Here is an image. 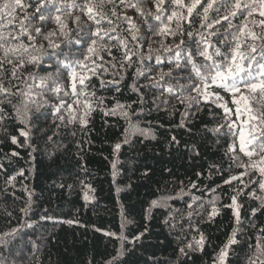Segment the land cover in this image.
I'll list each match as a JSON object with an SVG mask.
<instances>
[{
	"label": "snow or ice",
	"instance_id": "6c2138e0",
	"mask_svg": "<svg viewBox=\"0 0 264 264\" xmlns=\"http://www.w3.org/2000/svg\"><path fill=\"white\" fill-rule=\"evenodd\" d=\"M162 54H168L164 56L168 71L154 72ZM153 60L155 65L149 64ZM126 80L131 83L125 85ZM172 80L177 84L170 83ZM180 80L186 83L180 84ZM97 82L101 89L114 94H122V87L127 86L136 94L133 103L141 105V110L133 111L131 104L121 103L115 95L109 106L107 97L97 95ZM213 87L228 94V98L220 91H209ZM154 91L160 95L152 97L151 107L143 108L148 103L145 93ZM230 103L236 105L234 111ZM205 108L210 113L213 108L222 110L218 119L223 122L211 128L204 124L198 129L201 137L234 136L239 141L238 146L234 142L224 153L230 161L229 170L243 169L223 180L229 186L239 181L230 202L223 204L215 196L207 201L206 208L202 199L193 197L192 203L184 202L185 216L169 204L185 192L180 181L181 195L149 201L139 222L129 220L122 212L119 233L94 229L116 241L100 264H127L140 249L145 252L144 264H189L193 256L204 252L208 240L200 225L215 222L221 215L218 204L231 211L234 226L211 264H228L230 250L235 254L232 246L239 243L237 235H244L242 228L253 233L244 253L245 264H264V226H257L255 219L258 213H264V195H257V191L264 192V0H0V144L7 141L25 149L30 161L34 162L38 153L55 160L73 144L77 149L74 155L82 160L84 140L71 138L78 132L81 137L89 134L96 111L128 124L121 142L112 146L114 178L121 148L129 145L133 136L157 140V129L168 133L165 146L169 152H187L195 160L199 149L186 137L197 135L193 129ZM153 112L163 113L165 122L154 125L148 120L144 128L133 123V116L139 120ZM232 115L245 119L238 122L231 119ZM237 148L249 163L240 160ZM254 155L259 159L253 160ZM11 156L23 159L15 150ZM163 171L172 174L171 168ZM212 171L223 175L216 165L207 175L211 176ZM0 173L5 174L4 191L15 189L17 178L25 175L23 169L8 173L3 163ZM150 173V167L145 166L142 175L148 177ZM194 175L199 180L205 173L195 171ZM21 187L27 198L19 211L28 215L35 193L29 185ZM188 187L198 189V184L191 181ZM249 188L251 191H247ZM245 195L256 201V206L250 207L247 218L242 219L244 205L238 198ZM84 199L89 200L87 194ZM157 209H167L160 223L176 242L172 257L161 258L154 251L147 254L153 246L151 224L157 219ZM194 217L198 218L195 223ZM129 225L135 231L125 234ZM19 231L14 227L0 233V249H6L9 238L15 239ZM32 246L37 248L34 242ZM31 254L36 256V252ZM0 264H12L3 251ZM88 264L96 262L93 259Z\"/></svg>",
	"mask_w": 264,
	"mask_h": 264
},
{
	"label": "trees",
	"instance_id": "16d2710c",
	"mask_svg": "<svg viewBox=\"0 0 264 264\" xmlns=\"http://www.w3.org/2000/svg\"><path fill=\"white\" fill-rule=\"evenodd\" d=\"M185 39L187 42V38ZM165 55L168 54H162L161 63L153 67L154 72L168 71L165 67L167 63L164 60ZM149 64L155 65V61H149ZM181 75H187V73ZM129 83L131 80L125 81V85ZM170 83L176 85L177 81L172 80ZM179 83L185 84L186 82L180 80ZM96 90L97 95L108 98L106 103L109 106H112L111 97L115 95L121 103L131 104L133 111L141 110V105L133 103L137 100L136 94L127 86L122 87V94H114L101 89L97 82ZM209 91H220L221 95L228 98V94L215 87L210 88ZM159 95L160 93L155 91L146 92L145 100L148 103L143 108L151 107L152 97ZM250 103L255 107L254 101L250 100ZM229 107L234 111L236 105L230 103ZM221 114L222 110L216 108H213L211 113L206 108L199 113V122L196 129H193L197 135L191 138L186 137L199 149L200 155L195 160L190 159L187 152L179 154L175 151L169 152L165 146L168 133L163 129L156 130L157 140L155 141L133 136L132 142L120 150L115 178L112 167L114 160L112 146L121 142L122 134L128 124L121 118L105 116L100 111L92 114L90 131L86 130L89 131L87 136L81 137L78 132L77 137L71 138L84 140L82 160L74 155L77 152L74 144L70 145L67 152L58 155L55 160L46 159L43 153H38L34 162L29 160L25 149L17 148L7 141L0 144V163L4 164L7 172L14 174L16 170L23 169L25 173L23 178H17L15 189L9 187L7 191L3 190L5 174L0 173V233L7 232L14 227L20 229L15 239L9 238L10 243L7 248L0 249V251L4 252L12 264H88L93 259L96 264H100L103 259L108 258L112 252V245L116 241L94 229L102 228L105 231L119 233L122 212L128 214L129 220L135 219L139 222L143 209L147 207L149 201L180 196V181H183L185 192L181 199L169 200L173 210L179 209L185 212L184 202L192 203L193 197L202 199L206 208L208 207L207 201L215 196H219L223 204L229 203L233 188L239 185V181H233L229 186L225 185L223 180L230 175L239 174L243 169L233 167L229 170L230 161L224 153L227 147L234 142L238 146V138L223 135L201 137L198 131L204 124L211 128L215 123H222L223 120L218 119ZM231 119L239 122L245 117H239L238 120L236 115H232ZM148 120L155 125L157 122L164 123L165 117L163 113L156 114L155 112L139 120L133 116V123L139 124L141 128L146 127ZM165 127H167L166 123ZM10 130L14 131L11 128ZM63 135L62 131L61 137ZM0 139H3L2 133H0ZM40 143L42 145L43 141ZM14 150L20 152L23 159L12 157L11 152ZM236 155L245 164L249 163V158L240 153L238 148ZM252 159L257 160L259 157L254 155ZM213 165L218 166L223 171V175L216 171H212L211 176L207 175ZM145 166L151 169L148 177L142 175ZM165 168L172 169L171 176L163 171ZM195 171L203 172L205 175L197 180L194 175ZM191 181H196L198 189L188 187ZM62 183L64 187L60 186ZM22 184L29 185L35 193L32 198L33 207L28 215L19 211L25 206L27 198V194L22 190ZM68 185H71V188ZM129 185H131L130 189ZM117 187L121 191L117 192ZM247 191H251V188ZM85 194L89 197L87 201L84 199ZM257 195H264V192L257 191ZM238 199L239 203L244 205L241 208V217L245 219L250 207L256 206V201L248 200L246 195ZM218 207H220L221 215L216 217L215 222L211 226L200 225V230L208 240L204 252L193 256L189 264H211L212 257L230 236L234 226L232 213L223 208L221 204H218ZM45 209L48 210L47 213ZM9 212L11 216L7 215ZM166 213L167 209L154 211L157 219L151 224L153 246L147 253L154 251L161 258L172 257L176 248L174 238L168 236L167 229L160 223V218ZM45 215L52 219H41ZM179 219L178 216L177 220ZM255 219L257 226H264V213H258ZM65 220H78L79 223L69 225L62 222ZM197 220L198 218H193L194 223ZM185 227H187L186 221ZM129 230L135 231L129 225V228L124 230L125 234ZM242 230L244 235H237L236 239L239 243L232 246L235 254H232L230 250L228 264H245L244 253L248 251L249 237L253 233L251 230L243 228ZM33 242L39 251L32 246ZM33 252H36V256L31 254ZM144 255L143 249L138 250L128 258L127 264H144Z\"/></svg>",
	"mask_w": 264,
	"mask_h": 264
}]
</instances>
